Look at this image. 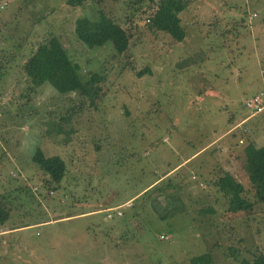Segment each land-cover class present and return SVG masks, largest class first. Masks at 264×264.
Here are the masks:
<instances>
[{"label":"rangeland","instance_id":"374dc122","mask_svg":"<svg viewBox=\"0 0 264 264\" xmlns=\"http://www.w3.org/2000/svg\"><path fill=\"white\" fill-rule=\"evenodd\" d=\"M155 8V0H0V205L10 213L0 264H190L204 252L211 264H239L264 255V205L254 201L263 175L251 180L244 156L249 143L264 145V111L246 106L264 89V0H188L179 43L152 28ZM100 11L130 35L124 53L75 37V20ZM51 37L84 79L101 76L93 100L27 78L24 62ZM37 147L65 161L59 185L32 162ZM225 173L251 209L227 210L216 186ZM161 178L164 220L166 196L132 203ZM119 203L128 204L107 218Z\"/></svg>","mask_w":264,"mask_h":264},{"label":"trees","instance_id":"16d2710c","mask_svg":"<svg viewBox=\"0 0 264 264\" xmlns=\"http://www.w3.org/2000/svg\"><path fill=\"white\" fill-rule=\"evenodd\" d=\"M77 1L81 2V0ZM155 3L156 8L148 17V22L152 28L169 35L174 42H182L186 37V31L181 23L180 13L187 7L188 0H155ZM260 25L264 30V18L260 20ZM74 34L88 48L110 45L119 54L128 49L130 41V35L126 29L103 11H100L97 19H90L87 16L77 18ZM23 71L34 85L48 83L60 94L79 92L90 96L91 100L98 95L99 88L96 84L102 80L98 74H93L88 79H84L80 73V67L71 61L57 37H51L46 42L40 43L27 57L23 65ZM144 72V70L139 71L137 76L144 75ZM244 156L251 180L258 183V174L263 175V177H259L261 179H259L260 183L257 186L254 201L264 205V145L256 147L249 143L244 148ZM31 160L47 174L49 186L60 184L66 172V163L60 156L45 155L37 147ZM163 179H157L148 184L140 195L132 199V203H145L149 199H151V203H158V196L163 195L166 196L167 201L165 200V203L168 207V196L170 194H166L165 186L162 183ZM172 186L177 189L176 185ZM216 186L227 195V210L231 213L247 211L252 208V203H255L242 195L244 192L243 186L233 180L228 173L218 179ZM36 187H31V191L37 192L38 187ZM6 208V206L0 205V223H4L9 218L10 213ZM168 210H170V205L163 212L157 210L160 219H166ZM108 212L110 211L108 210ZM189 262L190 264H211L212 257L208 252H204L190 258ZM239 264H264V255H256L251 260L243 258Z\"/></svg>","mask_w":264,"mask_h":264},{"label":"built area","instance_id":"2783aa9c","mask_svg":"<svg viewBox=\"0 0 264 264\" xmlns=\"http://www.w3.org/2000/svg\"><path fill=\"white\" fill-rule=\"evenodd\" d=\"M246 106L248 107V109L255 113L262 112V110L264 111V89L256 93L249 101H247ZM116 214L120 215L121 213L120 211H117ZM112 216L113 213L111 212H108L106 214L107 218H111Z\"/></svg>","mask_w":264,"mask_h":264},{"label":"crops","instance_id":"0c3cea01","mask_svg":"<svg viewBox=\"0 0 264 264\" xmlns=\"http://www.w3.org/2000/svg\"><path fill=\"white\" fill-rule=\"evenodd\" d=\"M127 200H128V199H127ZM125 204H128V203H119V204H116V205H114V206H108V207H106L107 211L109 210L110 212L112 211V213H113V216H112L111 218L117 216V215L114 216V214H115L117 211H119V210H117L116 208H119V207L125 206ZM113 208H115V209H113ZM98 211H99V210H98ZM115 211H116V212H115ZM114 212H115V213H114ZM80 215H82V214H80Z\"/></svg>","mask_w":264,"mask_h":264}]
</instances>
